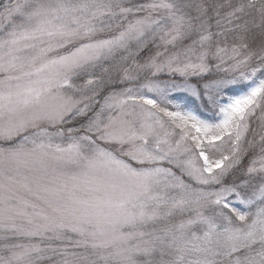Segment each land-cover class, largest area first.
Listing matches in <instances>:
<instances>
[{"label":"snow or ice","instance_id":"6c2138e0","mask_svg":"<svg viewBox=\"0 0 264 264\" xmlns=\"http://www.w3.org/2000/svg\"><path fill=\"white\" fill-rule=\"evenodd\" d=\"M0 264H264V0H0Z\"/></svg>","mask_w":264,"mask_h":264},{"label":"trees","instance_id":"16d2710c","mask_svg":"<svg viewBox=\"0 0 264 264\" xmlns=\"http://www.w3.org/2000/svg\"><path fill=\"white\" fill-rule=\"evenodd\" d=\"M177 79H180V78L177 77ZM191 79H192L193 81H195V80L198 79V78L194 77V78H191ZM177 95H179V96H184V95H186V94H185V93H177ZM258 123H259L258 118H254L253 121H252L253 128H256V126L258 125Z\"/></svg>","mask_w":264,"mask_h":264},{"label":"rangeland","instance_id":"374dc122","mask_svg":"<svg viewBox=\"0 0 264 264\" xmlns=\"http://www.w3.org/2000/svg\"><path fill=\"white\" fill-rule=\"evenodd\" d=\"M214 71H215V70H214ZM223 74H224V73H222V72H221V73H219V75H223ZM258 75H259V74H258ZM192 78H194V77H192ZM196 78H197V77H196Z\"/></svg>","mask_w":264,"mask_h":264}]
</instances>
